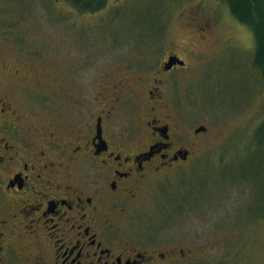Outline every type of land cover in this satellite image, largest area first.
Masks as SVG:
<instances>
[{"label":"rangeland","instance_id":"374dc122","mask_svg":"<svg viewBox=\"0 0 264 264\" xmlns=\"http://www.w3.org/2000/svg\"><path fill=\"white\" fill-rule=\"evenodd\" d=\"M199 9L197 22H210L205 39L190 24ZM253 52V34L227 0H106L92 13L65 0H0V58L23 73L8 90L25 125L48 124L57 103H86L109 86L105 95L117 91L105 106L124 111L115 129H130L147 101L135 113L132 92L152 85L167 54L186 62L161 91L179 132L207 128L205 146L136 197L110 201L115 229L140 251L190 254L158 264H264V146L255 142L264 80Z\"/></svg>","mask_w":264,"mask_h":264},{"label":"flooded vegetation","instance_id":"af4514ba","mask_svg":"<svg viewBox=\"0 0 264 264\" xmlns=\"http://www.w3.org/2000/svg\"><path fill=\"white\" fill-rule=\"evenodd\" d=\"M198 14L200 9L190 24L205 39L210 22L198 23ZM172 57L183 65L168 68ZM139 67L126 65L130 71ZM185 68L184 59L167 54L153 71L152 85L132 92L133 109L142 96L147 100L132 127L116 130L124 111L105 106L117 91L105 95L109 86L86 103H57L51 122L40 121L46 126L23 124L8 90L9 81L18 84L23 73L9 72L0 58V264H158L189 257L174 246L140 251L115 229L110 213L111 200L136 197L158 174L188 162L205 146L199 136L207 128L179 132L164 103L161 87L168 75ZM88 169L95 173L92 180Z\"/></svg>","mask_w":264,"mask_h":264},{"label":"trees","instance_id":"16d2710c","mask_svg":"<svg viewBox=\"0 0 264 264\" xmlns=\"http://www.w3.org/2000/svg\"><path fill=\"white\" fill-rule=\"evenodd\" d=\"M65 1L74 10L90 13L99 11L106 4V0ZM227 2L231 16L253 34L252 61L261 79L264 80V0H227ZM255 136L256 144L264 146V121L257 127Z\"/></svg>","mask_w":264,"mask_h":264},{"label":"water","instance_id":"95a60500","mask_svg":"<svg viewBox=\"0 0 264 264\" xmlns=\"http://www.w3.org/2000/svg\"><path fill=\"white\" fill-rule=\"evenodd\" d=\"M178 64V65H183V62L178 60V58L176 57H172V58H169L168 61H167V67L169 68L172 64ZM200 131H203L205 130L203 127L199 129Z\"/></svg>","mask_w":264,"mask_h":264}]
</instances>
